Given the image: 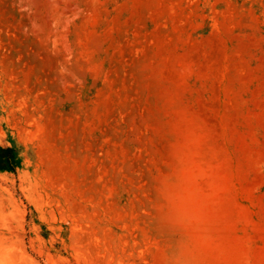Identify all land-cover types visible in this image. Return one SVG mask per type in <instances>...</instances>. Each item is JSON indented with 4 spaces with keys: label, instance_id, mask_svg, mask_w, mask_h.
<instances>
[{
    "label": "rangeland",
    "instance_id": "obj_1",
    "mask_svg": "<svg viewBox=\"0 0 264 264\" xmlns=\"http://www.w3.org/2000/svg\"><path fill=\"white\" fill-rule=\"evenodd\" d=\"M0 264H264V0H0Z\"/></svg>",
    "mask_w": 264,
    "mask_h": 264
},
{
    "label": "trees",
    "instance_id": "obj_2",
    "mask_svg": "<svg viewBox=\"0 0 264 264\" xmlns=\"http://www.w3.org/2000/svg\"><path fill=\"white\" fill-rule=\"evenodd\" d=\"M7 151H8L9 153H11L12 150L9 148V149H7Z\"/></svg>",
    "mask_w": 264,
    "mask_h": 264
}]
</instances>
